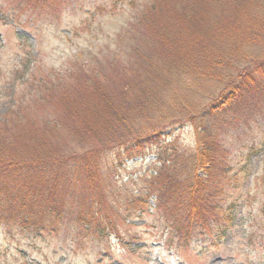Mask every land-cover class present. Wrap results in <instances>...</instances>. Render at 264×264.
<instances>
[{"label":"trees","instance_id":"1","mask_svg":"<svg viewBox=\"0 0 264 264\" xmlns=\"http://www.w3.org/2000/svg\"><path fill=\"white\" fill-rule=\"evenodd\" d=\"M78 1L0 0V24H40ZM126 7L123 29L102 58L61 69H42L30 58L12 69L24 90L0 121V228L26 263L54 264L52 254L71 249L102 255L114 239L128 240L122 247L135 254L147 245L131 246L140 237L126 227L157 208L169 243L219 246L249 224L264 261V104L233 116L193 158L164 150L179 127L205 133L234 105L264 92V0H109L97 9L114 14ZM176 82L182 94L171 92ZM27 92L38 104L61 100V114L34 120L22 109ZM64 131L79 136L73 146L61 141ZM241 151L248 154L237 165ZM259 152L262 171L250 175L247 162ZM152 153L162 164L149 187L122 193L117 171ZM64 237L68 245L52 252L37 246Z\"/></svg>","mask_w":264,"mask_h":264},{"label":"rangeland","instance_id":"2","mask_svg":"<svg viewBox=\"0 0 264 264\" xmlns=\"http://www.w3.org/2000/svg\"><path fill=\"white\" fill-rule=\"evenodd\" d=\"M108 1L79 0L76 6H73L58 18L51 17L40 22V24L27 21L23 27L0 24V121L3 120L10 100L13 103L15 101L21 102V93L24 90L23 81L16 82V75L14 74L16 70H12L19 68V64L21 67L23 66L21 60L33 58L39 62L41 68L61 69L63 65L85 63L95 55L102 58L108 54L106 52L107 47L114 48L116 42L113 41L115 40L114 36L123 29L124 22L128 17L127 14H129V8L126 7L114 14H105L104 12L100 14L97 7L105 5ZM80 3H84L86 6L80 9ZM84 24H87L86 27H82ZM22 28L25 33L23 38L20 39L15 34L16 30L21 32L20 29ZM76 31L79 33L77 34ZM212 86L207 80H204L203 92L210 93ZM184 91L177 82L171 88V92L179 94ZM29 93L27 92V94ZM165 93H168V91ZM208 95L204 94V97L200 95L197 100L205 102V97ZM55 96L60 98L59 94ZM169 96L170 94L164 97L167 104L172 102L171 96ZM34 97H36L34 92H32V95L29 94L27 105L22 107V109L26 108L28 110L34 120L43 121V119L53 118L61 114L63 108L62 105V108L60 107L61 100L54 103L38 104L36 99L34 101ZM71 100L74 102L77 99L71 97ZM263 104L264 92L245 99L240 104L234 105L232 110L221 118L217 124L210 125L205 133L197 132L192 126L188 125L179 127L174 134L166 136L168 139L164 150L167 151V154L176 152L180 156L186 155L188 158H193L198 151V147L202 146L211 135L218 133L221 126L228 123L233 116L248 114ZM179 120L175 122L178 123ZM173 122H162L158 125L160 127L170 126ZM76 136L78 135L64 131L60 139L64 143L72 145L79 138V136ZM0 138L3 139L4 134H0ZM247 154V152L243 153L241 151L235 158L234 163L239 165V162L245 160ZM161 164L157 153L129 160L117 171L116 183L119 189L122 193H138L146 190L149 187L148 179L150 175ZM247 165L250 175L256 169L260 173L263 167L261 153L253 154ZM225 186L231 185L226 183ZM247 186L248 183H246ZM253 187H258V185ZM152 210H150V214L145 215L142 219L134 220L133 225H127L126 227L131 234H135V237L136 235L140 237V239L136 238L137 240L131 239V243H129L131 246L147 245V247L140 248L135 254L122 247V243L126 244L128 240H123L119 245L117 244L118 239H114L109 247L103 246L101 250L107 253L102 255L98 253L99 249L95 248V250H89L86 253H84V249H76V251L71 249L69 253L61 251L57 255L52 254L50 257L54 264H264L262 250H257L249 238L252 236V230H254V227L249 224L245 228H236L233 232L232 241L219 246H209L207 243H198L194 246L184 245L175 240L169 243L167 240L169 239V232L165 224L157 219L158 214H160L159 210L157 208ZM63 244L68 245L65 237L63 242L52 241L51 244L48 241L39 242L37 246L47 253ZM14 246H17V243L12 242L0 228V264H36L26 263ZM33 256L40 258L36 253H33Z\"/></svg>","mask_w":264,"mask_h":264}]
</instances>
